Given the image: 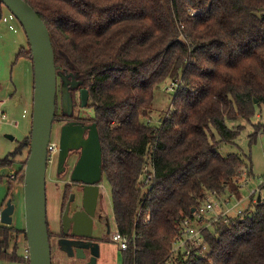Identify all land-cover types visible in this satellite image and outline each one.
I'll return each instance as SVG.
<instances>
[{
	"label": "trees",
	"instance_id": "trees-1",
	"mask_svg": "<svg viewBox=\"0 0 264 264\" xmlns=\"http://www.w3.org/2000/svg\"><path fill=\"white\" fill-rule=\"evenodd\" d=\"M23 1L48 30L56 73L77 76L88 92L114 224L128 241L121 264H264V199L205 230L204 258H170L191 210L227 189L237 194L243 172L251 175L249 158L217 150L241 133L227 123L251 122L264 107V0ZM15 59L31 61L30 52L20 48ZM167 81L175 86L168 117L147 125ZM25 148L29 137L0 159V170ZM26 160L13 180L4 177L8 190L23 184ZM147 164L153 174L143 192ZM63 192L61 215L68 186ZM20 244L24 251V230L0 224V263L28 264Z\"/></svg>",
	"mask_w": 264,
	"mask_h": 264
},
{
	"label": "rangeland",
	"instance_id": "rangeland-1",
	"mask_svg": "<svg viewBox=\"0 0 264 264\" xmlns=\"http://www.w3.org/2000/svg\"><path fill=\"white\" fill-rule=\"evenodd\" d=\"M3 18H11L8 23L0 20V102L4 100L2 111L6 114V118L10 122L17 123V126H11L7 123L0 124V159L5 158L8 154L14 152L19 143L25 137L30 136L31 115H32V63L26 59H15L20 48L29 51V47L19 23L5 8L1 7ZM9 16V17H8ZM25 60V61H23ZM23 73L27 76L23 77ZM28 82V83H26ZM16 87V95L9 98L8 89ZM174 84L167 81L156 93L153 105V111L145 122L149 120L150 126H159L165 116L171 109L172 94L174 93ZM21 94H25L28 99L20 98ZM74 108L72 112V120L80 121L86 125L91 124L93 118V110L88 107L81 108L79 104L78 91L74 94ZM30 97V98H29ZM23 99V101H22ZM55 113L61 114L60 104V81L57 80L56 94V110ZM67 121L62 118H56L52 124L51 141L58 145L61 127ZM228 127L241 129L239 138L234 144H221L218 153L222 156L229 154L242 153L249 158L251 165V175L248 177L243 172L239 183L241 187L238 193H232L226 190L219 196H209L207 200L211 202L212 210L201 216V222L197 224V230L203 229L213 233V225L221 219L243 218L249 215L254 208L257 196L261 200L264 199V107L258 109L251 122L236 120L227 123ZM260 130V132L258 131ZM258 131L256 140L249 145V137ZM29 148H25L18 156L12 157L13 169L18 170L20 164L28 158ZM57 156L58 153L47 163L45 174V191H46V220L50 243L51 264H90L91 254L89 250L83 251V256H68L62 252L57 244L61 236V204L63 199V191L68 186L70 194L74 202L69 206V215L79 208L82 203V195L77 189H73L70 181V173L72 165L78 158V152H72L64 164V171L57 174ZM149 166V164H147ZM9 174V170L4 168L0 170V204L6 199L7 195L12 196V202L15 207L13 213L12 227L17 230L24 228V211H23V191L22 186L8 190V184L5 176ZM144 181L141 177L140 183ZM70 186V187H69ZM100 193L98 199V210L95 222L92 224V235L98 245V257L95 264H121V250L118 243H112L106 240L110 234L116 233V227L112 215L111 189L105 180L101 179ZM142 191L145 190L142 188ZM205 201V202H206ZM238 202V203H237ZM67 203V202H66ZM65 203V204H66ZM205 203L202 205V207ZM195 228V227H194ZM205 229V230H204ZM202 232V235H203ZM20 253L23 254V244L19 245ZM15 264V263H0Z\"/></svg>",
	"mask_w": 264,
	"mask_h": 264
},
{
	"label": "water",
	"instance_id": "water-1",
	"mask_svg": "<svg viewBox=\"0 0 264 264\" xmlns=\"http://www.w3.org/2000/svg\"><path fill=\"white\" fill-rule=\"evenodd\" d=\"M21 26L31 55L33 71L32 115L29 136V152L24 167L23 211L24 233L28 251V264H51L50 243L46 220L45 174L47 169V146L50 142L52 124L56 110L57 80L60 81V104L63 115L71 116L74 102L70 91H78L81 108L88 105V92L82 89V82L75 75L56 73L54 54L48 30L33 9L23 0H0ZM71 152H79V157L70 173L71 183L84 185L82 192V212L69 216L71 195L61 216L64 233L72 227L71 235H82L84 218L91 222L95 215L97 199L102 179V151L95 123L84 125L68 122L61 127L58 140L57 174L64 171V164ZM257 196V203L260 202ZM15 207L11 199L0 211V224L12 225ZM194 213V210H191ZM83 236V235H82ZM89 238L90 236H84ZM60 250L68 256H83L84 250L91 254L90 264L98 257V245L85 246L61 238L57 242ZM75 250H73V248Z\"/></svg>",
	"mask_w": 264,
	"mask_h": 264
},
{
	"label": "built area",
	"instance_id": "built-area-1",
	"mask_svg": "<svg viewBox=\"0 0 264 264\" xmlns=\"http://www.w3.org/2000/svg\"><path fill=\"white\" fill-rule=\"evenodd\" d=\"M4 104V101L0 102V124L7 123L11 126L16 127L17 123L10 122L6 118V114L2 111V106ZM168 117V114L165 116V118ZM147 125H149V120L146 122ZM58 153V145L50 140L48 146H47V159L49 162L55 154ZM18 170H14L13 167L9 170V174H7L8 179L13 180L15 178V175L17 174ZM153 170L150 166H145L143 170V174L141 177L144 176L143 183L140 184L141 188L146 189L150 181L152 179ZM241 187V184H239V188ZM213 196V195H212ZM238 203V202H237ZM212 210V205L209 200L205 202V205L200 207L196 212L193 213L192 218H187L182 222V228L179 232L178 237H176L171 251H170V258L176 257V256H183L184 258H188L190 256L199 259L204 258L208 253L207 245L205 244L204 237L202 235L203 229L200 231L197 230V224L201 222V216H203L205 213L210 212ZM148 217L146 218V220ZM227 219V218H226ZM195 227V228H194ZM205 230V229H204ZM107 241L112 243H118L120 245L121 251H126L128 247V241L125 237L121 236L118 232L114 234H110L107 238ZM23 257L24 259L28 260V251L27 248L23 251Z\"/></svg>",
	"mask_w": 264,
	"mask_h": 264
},
{
	"label": "flooded vegetation",
	"instance_id": "flooded-vegetation-1",
	"mask_svg": "<svg viewBox=\"0 0 264 264\" xmlns=\"http://www.w3.org/2000/svg\"><path fill=\"white\" fill-rule=\"evenodd\" d=\"M68 122H78V123H82V122H80V121H75V120H70V121H67L66 123H68ZM65 123V124H66ZM84 124V123H83ZM84 125H86V124H84ZM72 153V152H71ZM79 153V152H78ZM79 157V156H78ZM78 159V158H77ZM77 159L75 160V162H74V164L72 165V168L74 167V165H75V163H76V161H77ZM72 168H71V171H72ZM70 182V181H69ZM72 184V186H73V189H77L78 191H79V194L80 195H82V192H83V188H84V185H82L81 183H71ZM70 187V186H69ZM98 199H99V197H98ZM98 199H97V203H96V208H95V215H94V217L92 218V220H91V222H88V220H86L85 218H84V222H83V226H82V228H81V232L82 233H80V234H82V235H74V236H72L71 235V230H72V227H71V225H70V227L68 228V230H67V232L66 233H64V231H63V227H62V225H61V236L59 237V239H61V238H65V239H67V240H70V241H73V242H77V245H79V246H85V245H87L88 243H95L96 242V240L93 238V235H92V224L95 222V219H96V213H97V210H98ZM74 202V199H73V201L72 202H70V204H69V206L72 204ZM67 204V203H66ZM65 208V207H64ZM82 203L79 205V208L78 209H75L69 216H72L73 214H75V213H77V212H79V213H81L82 212ZM62 216V215H61ZM87 235H89L90 237L89 238H86V237H84V236H87ZM58 239V240H59ZM73 248V250H75L74 249V247H72Z\"/></svg>",
	"mask_w": 264,
	"mask_h": 264
},
{
	"label": "crops",
	"instance_id": "crops-1",
	"mask_svg": "<svg viewBox=\"0 0 264 264\" xmlns=\"http://www.w3.org/2000/svg\"><path fill=\"white\" fill-rule=\"evenodd\" d=\"M6 18H3L2 17V22L4 21V23H8L9 21H11V18H7V16H5ZM9 17V16H8ZM18 53V52H17ZM23 61H25V60H23ZM32 75H33V71H32ZM27 75L25 74V73H23V77H26ZM33 78V77H32ZM26 83H28V82H26ZM31 85H32V93H33V81H32V83H31ZM8 92H9V98H12L13 96H15L16 95V92H17V89H16V87L13 85V89H8ZM20 98H26V99H28V97L25 95V94H21L20 95ZM30 98V97H29ZM23 99H22V101H23ZM4 101V100H3ZM232 128V127H231ZM17 187H21V186H17ZM13 203V202H12ZM0 206H1V204H0ZM3 209V208H2ZM2 209H0V211L2 210ZM12 223H13V216H12Z\"/></svg>",
	"mask_w": 264,
	"mask_h": 264
}]
</instances>
